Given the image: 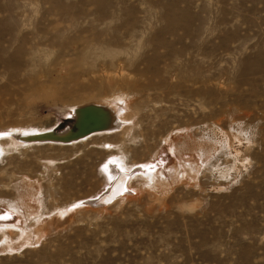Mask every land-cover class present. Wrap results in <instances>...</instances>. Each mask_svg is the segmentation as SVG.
Returning <instances> with one entry per match:
<instances>
[{"label":"rangeland","instance_id":"374dc122","mask_svg":"<svg viewBox=\"0 0 264 264\" xmlns=\"http://www.w3.org/2000/svg\"><path fill=\"white\" fill-rule=\"evenodd\" d=\"M112 158L157 166L97 209ZM0 221V264H264V0H0Z\"/></svg>","mask_w":264,"mask_h":264},{"label":"bare ground","instance_id":"6f19581e","mask_svg":"<svg viewBox=\"0 0 264 264\" xmlns=\"http://www.w3.org/2000/svg\"><path fill=\"white\" fill-rule=\"evenodd\" d=\"M152 30V29H151ZM164 30V29H163ZM136 32V31H135ZM133 34V32H132ZM133 36V35H132ZM131 41H133L131 39ZM128 48V47H127ZM89 50V49H88ZM140 61V60H139ZM157 71V70H156ZM149 72V71H148ZM146 71H138V74L143 76L144 74L146 75V73H148ZM112 74V73H111ZM114 76V75H113ZM111 78V77H110ZM113 78V79H112ZM111 79L114 80V77H112ZM124 78V76H123ZM106 79V78H105ZM109 79V78H108ZM114 84V83H113ZM117 85V84H116ZM115 85V86H116ZM107 86V85H106ZM111 87V86H110ZM107 88V87H106ZM112 88V87H111ZM108 89V88H107ZM114 88L111 89V91L113 90ZM129 90V89H128ZM154 90V88H153ZM130 91V90H129ZM119 92V90H118ZM113 95V94H112ZM135 95V93H134ZM133 96V95H132ZM132 96H129V98H132ZM126 97V96H124ZM122 98V96H112V98H108L107 101H103V102H99V100L97 102H93L91 100H86L85 103L83 104H80L79 106H77L75 108V113H76V116H77V121H78V125L77 127H75V131L74 133H67L64 135V137H62V140H64V142L66 141H75V140H80V139H83L85 137H88V136H91V135H95L96 133H105V132H112L114 129H120L118 132L119 133H122L123 135H127L129 136L130 133H132V130L134 132V129H133V126H136V121L139 119V118H133L132 116V113L129 111L127 112L126 111V108L128 107L129 108V105L130 103L131 104H134L133 103V100H128L126 101L125 98ZM127 98V97H126ZM135 100V99H134ZM140 102V101H139ZM137 104V103H136ZM138 106V105H137ZM132 108V107H131ZM130 110V108H129ZM127 112V113H126ZM137 119V120H136ZM125 123H128V124H125ZM130 124V125H129ZM135 124V125H134ZM117 132V133H118ZM116 133V132H115ZM117 135V134H116ZM38 137H41L38 136ZM45 137V136H44ZM42 137V138H44ZM41 138V139H42ZM45 138H48V137H45ZM61 138V137H60ZM31 139H36V140H41V139H37L36 138H31ZM30 140H27V141H31ZM130 139V138H128ZM127 139V140H128ZM45 140H48V139H45ZM51 141H53L52 139H49ZM12 139L10 140V143H11ZM124 143V139H122V141ZM7 143V142H6ZM166 143V142H165ZM122 148H125V147H122ZM122 157V156H121ZM124 158V157H123ZM113 159V158H112ZM118 159V158H117ZM119 162V159L115 161V159L111 160L110 163H108L106 166H105V172L107 174H111V177H113L112 179H109L108 181L104 182L106 183L105 184V188L104 190L102 191H105L103 192L104 195L100 198V193H98V195H96V197H92L94 199H92L91 201V204L92 206L94 207H98L97 209L99 208H103L106 204H108L109 202L111 201H118V200H123V199H126L128 198L126 196V194L129 195V193L133 194V195H137V193L135 191H129L128 190V185L131 181V176L133 174H135L136 176H139V172L140 174H145V173H152L153 172V169L156 168V164H152V165H142V166H139V168H136L134 172H129L127 171H124L122 170L121 167H124V166H120V164L118 163ZM153 163V162H152ZM105 164V163H104ZM119 165V166H118ZM119 167V169L115 168V167ZM103 169V170H104ZM130 169V168H129ZM97 170V169H96ZM157 170V169H155ZM159 170V169H158ZM99 173V171H97ZM96 172V173H97ZM104 172V171H103ZM92 175H93V172H91ZM162 173V172H161ZM95 174V173H94ZM103 174V173H101ZM105 174V173H104ZM138 174V175H137ZM174 174V173H173ZM101 176V175H100ZM103 176V175H102ZM105 176V175H104ZM135 176V177H136ZM176 176V175H175ZM144 177V176H143ZM147 177V176H145ZM158 177V176H157ZM105 177H103L102 179L104 180ZM108 178V177H107ZM134 178V177H133ZM100 179V178H99ZM140 179V178H139ZM154 179V177H153ZM167 179V178H166ZM156 180V179H155ZM158 180V179H157ZM160 180V179H159ZM158 180V182H160ZM156 182V181H155ZM165 182V181H164ZM103 183V184H104ZM200 187V186H199ZM101 191V192H102ZM140 194V193H139ZM131 196V195H130ZM100 198V199H99ZM115 201V202H116ZM85 207V206H84ZM81 209V207H80ZM102 210V209H101ZM74 211V210H73ZM68 212V211H67ZM62 213V212H61ZM59 214V213H57ZM71 214V213H70ZM74 214V213H73ZM55 215V214H54ZM61 217V216H60ZM59 218V217H58ZM71 218V217H69ZM60 219V218H59ZM64 219V217H63ZM53 220L54 222L57 221L54 219L53 217ZM61 221V220H60ZM52 222V221H51ZM53 222V223H54ZM1 223H6V225H9L10 223H8V221H0V224ZM57 223V222H56ZM54 223V224H56ZM12 224V223H11ZM10 224V225H11ZM58 225V224H57ZM60 225V224H59ZM20 227V226H19ZM23 228V227H22ZM39 228V227H38ZM39 230V229H38ZM31 231V230H30ZM36 231V230H35ZM40 232V231H39ZM45 232V231H44ZM30 233V232H29ZM40 235V233H39ZM35 236V235H33ZM37 237V236H36ZM45 237L44 234H42V236L40 237V241L42 240V238ZM49 237V236H48ZM38 239V238H37ZM46 239V238H45ZM39 240V239H38ZM37 240V241H38ZM39 241V242H40ZM44 241V240H43ZM38 242V243H39ZM40 246V245H39Z\"/></svg>","mask_w":264,"mask_h":264},{"label":"water","instance_id":"95a60500","mask_svg":"<svg viewBox=\"0 0 264 264\" xmlns=\"http://www.w3.org/2000/svg\"><path fill=\"white\" fill-rule=\"evenodd\" d=\"M75 123H76V127H77V125H78V121L75 119ZM47 137H48V139H55L54 137V135H47Z\"/></svg>","mask_w":264,"mask_h":264}]
</instances>
